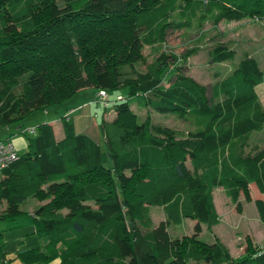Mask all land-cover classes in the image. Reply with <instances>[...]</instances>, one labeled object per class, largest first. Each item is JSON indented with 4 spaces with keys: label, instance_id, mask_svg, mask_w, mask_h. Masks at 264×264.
<instances>
[{
    "label": "trees",
    "instance_id": "1",
    "mask_svg": "<svg viewBox=\"0 0 264 264\" xmlns=\"http://www.w3.org/2000/svg\"><path fill=\"white\" fill-rule=\"evenodd\" d=\"M78 1L0 0V130L16 126L1 141L20 133L32 112L86 87L113 95V118L101 117L94 132H76L63 120L55 140L49 123H40L3 170L0 220L16 221L27 199L39 202L31 222L45 250L16 256L22 264H264V243L255 246L247 235L239 260L217 238H197L200 224L210 231L218 221L214 188L236 212L240 194L250 200V183L264 194V145L245 151L264 125L254 91L264 72L245 57L210 85L208 96L177 64L194 48L179 55L162 49L168 30L264 21V0H83L74 9ZM144 45L155 53L150 61ZM208 55L216 63L233 51L216 44ZM167 70L172 77L164 84ZM131 103L186 118L192 127L155 125L148 114L138 120ZM253 203L264 220L262 200ZM150 206L163 212L155 225ZM183 218L194 220L192 232L170 235L167 228Z\"/></svg>",
    "mask_w": 264,
    "mask_h": 264
},
{
    "label": "rangeland",
    "instance_id": "2",
    "mask_svg": "<svg viewBox=\"0 0 264 264\" xmlns=\"http://www.w3.org/2000/svg\"><path fill=\"white\" fill-rule=\"evenodd\" d=\"M55 1L58 6L63 5L62 0ZM82 1L73 2L71 5L75 9ZM216 44L224 45L228 49H231L233 51L232 58L216 63L211 62L208 51ZM192 48H194V51L185 60L178 61L177 64L181 66V72L205 86L206 94L209 96L210 85L229 75L245 57L253 58L260 70L264 72V21L252 18H242L237 21L221 20L216 24L205 21L200 24L195 23L189 29L167 31L162 49L179 55ZM142 54L146 57L147 61H150L155 55V53L150 51V47L145 45L142 48ZM136 68L142 69L138 65ZM171 75V70L165 72L164 79L166 81H163L164 84L169 82L172 77ZM84 90H86L85 92H89L88 88H84ZM254 91L264 109V77L263 81L254 87ZM112 96V94L107 95L108 98ZM78 97V95H73L59 105L50 106L46 111L39 110L29 114L21 121L24 127L20 129V133L13 135L15 138L18 137L15 142L26 143V136H33L34 132L26 131L22 133V129L45 123L43 119L48 115L46 113L63 112L65 111L64 108L70 103H72L70 105L73 107V110L70 112L78 110V112L87 114V109L90 107V115L95 125L99 122L102 115L105 119H111L113 110L110 104L105 108L101 104L96 103H92L91 106L81 105V101H76ZM129 107L135 113L138 120L142 119L145 114H148L151 123L155 125H163L183 131L192 127L188 119L177 117L170 112L159 113L154 110L139 108L135 103H131ZM94 111L95 114L93 113ZM9 129L14 132L16 126L11 125ZM5 130H0V137L4 135ZM58 135L59 130L57 128L56 136ZM263 145L264 125L259 131L251 133L245 151H249L253 146L261 147ZM24 151L25 147L18 149L20 154ZM249 194V201H245L242 195H239L240 212H236L234 204L228 200L222 189L220 187L214 188L211 196L215 212L218 215V221L211 226L210 231L200 224L197 238L210 243L214 237H218V240L223 245L228 246L232 255L234 247L238 252L241 251V248L244 249L245 235H248L249 239L255 242V246L264 243V220L258 214L253 203L254 199H260L264 205V194L259 193L253 183L249 184ZM37 203L39 204L34 199H27L25 203L21 204V209L24 213L16 221L0 220V246L2 252L5 254L3 255L9 261L8 264H22L21 260L16 256V251L18 250L38 247L45 250L44 241L33 232L31 222V213L33 211L31 207ZM2 208L3 205L0 206V211ZM149 214L153 225L163 219V212L160 207L150 206ZM193 225L194 220L183 218L180 224L169 226L167 231L172 236L189 235L192 232ZM242 256L243 254L233 255L235 260L241 259ZM49 264H56V260H52Z\"/></svg>",
    "mask_w": 264,
    "mask_h": 264
},
{
    "label": "crops",
    "instance_id": "3",
    "mask_svg": "<svg viewBox=\"0 0 264 264\" xmlns=\"http://www.w3.org/2000/svg\"><path fill=\"white\" fill-rule=\"evenodd\" d=\"M89 92H85L86 90L82 89V90H79L77 91L74 95H78L79 97L77 98L76 101H81V105H86V106H91L92 103H95L94 102V95H95V90L90 88V87H87ZM85 88V89H87ZM72 104V103H70ZM68 104L63 112H60V113H57V112H54L53 114H49V113H46L48 115H46V117L43 119L44 122L46 123H49V125L52 127V131H53V136H54V139L55 140H59L62 138L63 136V132H62V127H61V122L63 120H69L70 122H72L73 124V127H74V130L76 132H87V133H92L94 132L97 127L96 125L94 124L93 120H92V117L90 115V107H88L87 109V114H83L82 112H78V110L76 111H73V112H70L71 110H73V107ZM69 112V113H68ZM95 114V111L93 112ZM93 114V115H94ZM114 116V112H113V115L111 117V119L113 118ZM103 117V115H102ZM104 118V117H103ZM105 119V118H104ZM111 119H106V120H111ZM60 123V124H59ZM33 127V126H32ZM35 127V126H34ZM59 130V135L56 136V130ZM4 131V130H3ZM12 132L9 128H7L5 130V133L4 135H2L1 137L4 138L6 136L9 135V133ZM15 135V134H14ZM18 138V137H17ZM15 137H12L10 139V141L13 142V144L15 145V147L17 148V150L19 148H24L26 149V143L25 142H15V140L17 139ZM23 141V140H22ZM27 201V200H26ZM25 201V202H26ZM24 202V203H25ZM3 205L4 207V204H0V206ZM38 205L37 204H34L32 207H31V210L34 209L36 206ZM214 206V205H213ZM215 209V208H214ZM216 211V210H215ZM162 220V219H161ZM34 232V231H33ZM188 235V234H186ZM178 236V235H177ZM246 236V235H245ZM248 236V235H247ZM249 237V236H248ZM214 238H217L218 237H214ZM213 238V239H214ZM250 238V237H249ZM219 241V240H218ZM250 241L252 242V244H254L255 242L253 240L250 239ZM220 242V241H219ZM221 243V242H220ZM223 244V243H222ZM263 244V243H262ZM224 246L227 248L228 250V253L229 255L234 259L233 255L234 254H243L244 255V251H245V244H244V249H242L241 247V251L238 252L236 250V248L234 247L233 248V255L230 251V249L228 248L227 245L224 244ZM0 253L2 254L1 257H4L5 258V254L2 252V249H1V246H0ZM4 254V255H3ZM190 264H205L203 261H190ZM227 264V263H226Z\"/></svg>",
    "mask_w": 264,
    "mask_h": 264
},
{
    "label": "built area",
    "instance_id": "4",
    "mask_svg": "<svg viewBox=\"0 0 264 264\" xmlns=\"http://www.w3.org/2000/svg\"><path fill=\"white\" fill-rule=\"evenodd\" d=\"M115 100H123V97L121 95H117ZM94 102L105 107L111 103V100L107 99L106 92L104 90H97ZM26 131L34 132L35 127L24 128L21 130L22 133ZM18 158L19 152L13 142L10 140H0V182L3 177V170L13 162L17 161ZM0 264H8V260L4 257H0Z\"/></svg>",
    "mask_w": 264,
    "mask_h": 264
}]
</instances>
